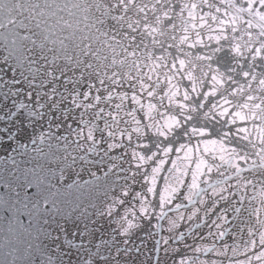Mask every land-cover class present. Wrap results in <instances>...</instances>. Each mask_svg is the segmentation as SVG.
<instances>
[{
    "label": "water",
    "instance_id": "95a60500",
    "mask_svg": "<svg viewBox=\"0 0 264 264\" xmlns=\"http://www.w3.org/2000/svg\"><path fill=\"white\" fill-rule=\"evenodd\" d=\"M189 4L0 0V264H179L177 249L207 264H259L250 243L260 250L264 233L259 140L242 139L218 118L182 113L169 81L174 35L193 22L207 32L206 17L208 27L229 20L245 29L242 17L264 15L250 17L233 0H195L200 7L185 14ZM192 51L211 55L210 47ZM213 63L226 70L232 60L225 52ZM192 126L247 157L241 178L232 169L211 173L212 182L232 177L222 185L227 202L204 191L209 176L195 166L178 170L179 180L172 165L164 169L165 145L190 143L211 160L205 141L185 138ZM194 174L188 199L184 179L190 184ZM213 201L226 211L214 212Z\"/></svg>",
    "mask_w": 264,
    "mask_h": 264
},
{
    "label": "snow or ice",
    "instance_id": "6c2138e0",
    "mask_svg": "<svg viewBox=\"0 0 264 264\" xmlns=\"http://www.w3.org/2000/svg\"><path fill=\"white\" fill-rule=\"evenodd\" d=\"M233 3L238 8L246 9L250 17L264 15V0H239V3L233 0ZM193 7H200V5H196L195 0H190L189 8L185 14L187 11H191ZM241 23L248 27L242 29L239 24L229 20L222 23L212 20L213 26L208 27L209 20L206 17L200 21V28H207V32L199 31L193 22L190 30L174 35L172 39L176 40L175 47L178 55L171 62L172 76L169 81V94L176 101L174 106L181 108L184 114L188 112L198 113L202 120L211 118L223 120L229 128L234 127L237 132L242 134L241 138L249 142H252L254 135L261 145L258 156L260 166L264 168V20L244 19L242 17ZM254 23L258 26L253 27ZM209 41L212 42L211 45L208 44ZM173 46L172 44L168 45L169 48ZM205 47L211 48V55H193L192 50ZM225 52L229 54L232 63L226 70H223L213 61L218 55ZM193 96L198 99L196 103L190 105ZM161 99L167 98L161 93ZM185 118L191 120L193 116L185 115ZM250 124L254 127L250 128L248 126ZM189 134L194 137L198 136L205 141V147L211 150V160L202 152L197 155L199 147L191 149L190 143L189 145H165L160 149L168 156L164 169L168 170V165H172L171 172L174 178L179 180L178 170L183 174L187 165V172L192 173L193 166H195L197 168L196 174L201 177L205 174L209 176V180L205 182L207 187L204 191L207 192L211 189L214 195H219L221 199L227 202L224 192L228 189L222 185L226 184L232 177L228 176L212 182L211 173L215 171L223 176L224 174L220 172L221 168L232 169L236 172L237 178H241L240 162L246 161L247 157H239L235 149L226 148L223 139H209L212 132L206 126H192L186 130L185 138ZM189 150L192 151L190 161L187 158ZM174 154L175 160H173ZM201 168L204 169V172L199 171ZM246 170L250 171L251 169ZM184 183L189 190L187 198L191 199V193L197 190L199 181L194 174L190 184L187 177H185ZM238 192L239 189L237 188V191L233 192L232 195L235 197ZM213 203L216 204L214 212L226 211L220 204L215 201ZM233 210L237 215L240 212L239 208ZM220 219L223 220L224 217H220ZM216 227L222 229V225L219 223H216ZM224 235L223 230L218 232L220 239H223ZM250 243L253 245L255 259L259 264H264V233H260V250L254 247L255 239L251 240ZM195 251L197 253L203 251L205 255H210L213 252L209 247L203 249L197 247ZM177 257L179 264H207V261L187 259L181 256L179 249H177ZM248 264H251V260Z\"/></svg>",
    "mask_w": 264,
    "mask_h": 264
}]
</instances>
